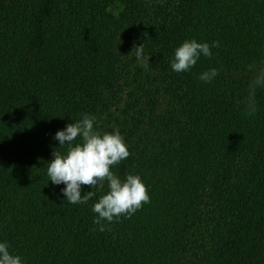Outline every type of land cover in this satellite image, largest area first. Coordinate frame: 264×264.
I'll use <instances>...</instances> for the list:
<instances>
[{
	"label": "trees",
	"instance_id": "obj_1",
	"mask_svg": "<svg viewBox=\"0 0 264 264\" xmlns=\"http://www.w3.org/2000/svg\"><path fill=\"white\" fill-rule=\"evenodd\" d=\"M191 38L220 47L173 72ZM261 60L264 0H0V239L27 264H264V91L254 116L242 103ZM86 112L119 129L113 170L150 195L111 231H92L106 182L73 205L46 174L55 132Z\"/></svg>",
	"mask_w": 264,
	"mask_h": 264
},
{
	"label": "clouds",
	"instance_id": "obj_2",
	"mask_svg": "<svg viewBox=\"0 0 264 264\" xmlns=\"http://www.w3.org/2000/svg\"><path fill=\"white\" fill-rule=\"evenodd\" d=\"M220 47L219 41H198L196 38L185 39L173 51L169 61L173 72H189L203 56L211 58L212 49ZM139 66L149 68V57L145 55L143 43L133 46L132 51ZM252 73L247 83L244 97L243 114L252 117L258 111L257 93L264 91V60L259 64L249 65ZM219 75V69L209 68L197 74V79L204 83L213 82ZM79 137V142L77 138ZM53 139L58 141L48 161L46 174L52 185H64L61 194L73 205L87 204L95 195L86 191L82 195V186L105 191L91 206L95 214L92 231H111L110 225L119 222L121 217L130 218L144 204L150 202L148 187L142 177L128 173L123 178L113 170L122 160L129 157V147L119 129L105 131L99 127L97 117L91 113H82L64 128L55 132ZM60 149H63L61 151ZM48 183V182H47ZM7 240L0 239V264H27L26 258L13 253Z\"/></svg>",
	"mask_w": 264,
	"mask_h": 264
}]
</instances>
